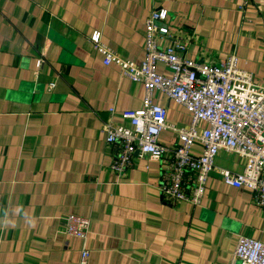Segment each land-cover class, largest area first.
<instances>
[{
	"label": "crops",
	"instance_id": "crops-1",
	"mask_svg": "<svg viewBox=\"0 0 264 264\" xmlns=\"http://www.w3.org/2000/svg\"><path fill=\"white\" fill-rule=\"evenodd\" d=\"M159 9L188 58L236 54L264 85V0H0V264H80L83 247L85 264H227L239 236L264 244L252 194L215 171L192 206L161 195L159 161L134 155L124 174L110 168L116 148L104 126L139 109L143 87L104 66L89 37L99 31L117 55L139 63L144 21ZM154 102L169 125L189 124L165 95ZM175 138L166 130L158 141ZM215 165L240 172L244 161L219 152ZM68 215L89 219L84 245L63 232Z\"/></svg>",
	"mask_w": 264,
	"mask_h": 264
},
{
	"label": "built area",
	"instance_id": "built-area-1",
	"mask_svg": "<svg viewBox=\"0 0 264 264\" xmlns=\"http://www.w3.org/2000/svg\"><path fill=\"white\" fill-rule=\"evenodd\" d=\"M167 16L165 9H159L145 19L144 58L139 63L117 55L102 42L99 31L89 37L104 66L117 65L122 76L143 87L140 108L122 111L120 123L104 126L105 143L116 148L110 168L117 175L124 174L134 155L159 161L163 163L161 195L172 204L192 206L201 204L209 176L215 171L224 185L249 191L264 214V85L239 66L236 54L230 53L218 63L188 58L186 45L170 38L163 24ZM164 40L168 41L165 45ZM42 62L38 58L37 66ZM53 87V82L48 85L49 90ZM156 93L184 108L189 124L169 125L166 108L154 102ZM166 130L176 138L162 146L158 139ZM195 146L200 148L199 155L193 153ZM219 152L241 158L242 170L217 168ZM89 228L90 221L84 217L68 215L63 220L65 235L83 245ZM87 256L83 247L80 264H85ZM227 264H264V244L239 236Z\"/></svg>",
	"mask_w": 264,
	"mask_h": 264
}]
</instances>
